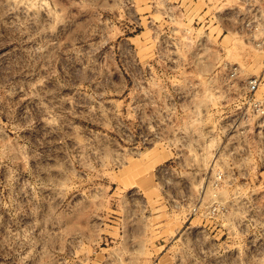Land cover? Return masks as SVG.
I'll return each mask as SVG.
<instances>
[{
	"label": "rangeland",
	"instance_id": "1",
	"mask_svg": "<svg viewBox=\"0 0 264 264\" xmlns=\"http://www.w3.org/2000/svg\"><path fill=\"white\" fill-rule=\"evenodd\" d=\"M244 3L0 0V264H264V165L220 143Z\"/></svg>",
	"mask_w": 264,
	"mask_h": 264
},
{
	"label": "built area",
	"instance_id": "2",
	"mask_svg": "<svg viewBox=\"0 0 264 264\" xmlns=\"http://www.w3.org/2000/svg\"><path fill=\"white\" fill-rule=\"evenodd\" d=\"M240 15L238 31L252 46L254 54L259 57L258 73L243 75V68L234 64L229 69L227 80L229 86L235 90L237 96L232 109L225 110V123L220 132V143H233L235 155L242 161H247L255 168L264 165V95L260 93L264 84V3L262 0H245ZM213 158L216 160V149H213ZM221 171L214 176L216 184L222 180ZM218 191L208 205V212L215 213L224 206L219 201ZM201 205L193 207L198 213Z\"/></svg>",
	"mask_w": 264,
	"mask_h": 264
},
{
	"label": "crops",
	"instance_id": "3",
	"mask_svg": "<svg viewBox=\"0 0 264 264\" xmlns=\"http://www.w3.org/2000/svg\"><path fill=\"white\" fill-rule=\"evenodd\" d=\"M137 190V194L142 195V190L140 188L135 189ZM190 237L185 236H179L177 238V243H179L180 239H182L181 242H184L183 239H189ZM131 241H142L147 242V239H149V236H131ZM119 259L111 257L110 255L108 257L104 256V264L108 262V259L112 260L115 259L118 262H114L112 264H167L164 262V259H167V252H164V250L161 251H153V250H132V251H126V252H120ZM177 264H180L177 262Z\"/></svg>",
	"mask_w": 264,
	"mask_h": 264
}]
</instances>
